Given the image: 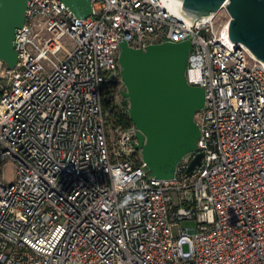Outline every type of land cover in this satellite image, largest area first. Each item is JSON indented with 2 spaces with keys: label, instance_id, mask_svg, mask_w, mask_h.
I'll return each instance as SVG.
<instances>
[{
  "label": "built area",
  "instance_id": "built-area-1",
  "mask_svg": "<svg viewBox=\"0 0 264 264\" xmlns=\"http://www.w3.org/2000/svg\"><path fill=\"white\" fill-rule=\"evenodd\" d=\"M91 4L28 0L17 63L0 59V264H264V62L217 25L226 3L202 19L182 1ZM186 39L200 135L156 178L117 108L120 44Z\"/></svg>",
  "mask_w": 264,
  "mask_h": 264
},
{
  "label": "water",
  "instance_id": "water-1",
  "mask_svg": "<svg viewBox=\"0 0 264 264\" xmlns=\"http://www.w3.org/2000/svg\"><path fill=\"white\" fill-rule=\"evenodd\" d=\"M28 0H0V59L13 69L18 60L15 32L24 23ZM77 17L92 14L91 0H62ZM196 19L219 11L223 3L230 15L228 36L243 43L264 62V0H181ZM118 61L125 89L122 95L130 120L138 128V147L150 174L172 178L177 162L197 148L200 127L195 114L204 107L202 87L185 77L191 40L152 43L133 48L121 42ZM197 153L188 172L200 164Z\"/></svg>",
  "mask_w": 264,
  "mask_h": 264
},
{
  "label": "rangeland",
  "instance_id": "rangeland-1",
  "mask_svg": "<svg viewBox=\"0 0 264 264\" xmlns=\"http://www.w3.org/2000/svg\"><path fill=\"white\" fill-rule=\"evenodd\" d=\"M217 25L220 23V22H224V21H227L230 19V15L227 11L226 8L222 9L219 14L217 15ZM0 83L5 86V84H7V80H3L1 79L0 80ZM119 86H122L121 83H119ZM124 86V85H123ZM125 89V87H124ZM125 100V97L121 94L120 92V89H117V93H116V102H117V108L118 106L122 105L123 104V101ZM3 169H4V175H5V182L9 183L13 180V177H14V164L11 162V161H8L6 162L4 165H3ZM174 200L177 202V199L176 197H174ZM194 222L192 221H187V220H182L180 221L178 224L174 225L173 226V231L175 234L178 233V229H179V226L180 227H188V226H192Z\"/></svg>",
  "mask_w": 264,
  "mask_h": 264
},
{
  "label": "trees",
  "instance_id": "trees-1",
  "mask_svg": "<svg viewBox=\"0 0 264 264\" xmlns=\"http://www.w3.org/2000/svg\"><path fill=\"white\" fill-rule=\"evenodd\" d=\"M2 93V90L0 89V94ZM121 118H124V120L126 121V122H129V123H131L132 121L130 120V117H129V114H128V112L127 113H125V114H122V117Z\"/></svg>",
  "mask_w": 264,
  "mask_h": 264
},
{
  "label": "bare ground",
  "instance_id": "bare-ground-1",
  "mask_svg": "<svg viewBox=\"0 0 264 264\" xmlns=\"http://www.w3.org/2000/svg\"><path fill=\"white\" fill-rule=\"evenodd\" d=\"M172 1H173V0H172ZM174 1L181 2V0H174Z\"/></svg>",
  "mask_w": 264,
  "mask_h": 264
}]
</instances>
